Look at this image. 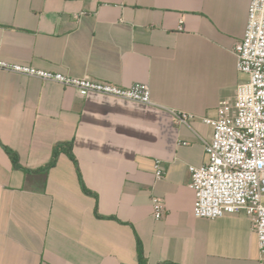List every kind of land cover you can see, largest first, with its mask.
I'll use <instances>...</instances> for the list:
<instances>
[{
    "label": "crops",
    "instance_id": "0c3cea01",
    "mask_svg": "<svg viewBox=\"0 0 264 264\" xmlns=\"http://www.w3.org/2000/svg\"><path fill=\"white\" fill-rule=\"evenodd\" d=\"M250 1L0 0L1 59L143 83L157 105L0 71V264H140L137 241L143 264L260 263L248 217L198 219L189 188L212 137L202 118L247 79L232 49ZM172 111L193 118L185 125ZM69 144L82 184L64 151L45 169Z\"/></svg>",
    "mask_w": 264,
    "mask_h": 264
},
{
    "label": "built area",
    "instance_id": "2783aa9c",
    "mask_svg": "<svg viewBox=\"0 0 264 264\" xmlns=\"http://www.w3.org/2000/svg\"><path fill=\"white\" fill-rule=\"evenodd\" d=\"M232 52L238 72L247 79L238 86L232 102L218 103L216 116L202 118L212 129V137L204 142L206 162L189 167V188L195 194L193 215L216 220L245 214L257 236L259 264H264V0L250 1L244 36ZM0 71L73 88L82 97L99 95L145 107L157 106L149 86L143 83L118 87L1 58ZM172 114L185 125L193 118L186 113ZM163 176L161 163L157 162L155 177L160 180ZM152 210L155 220L165 217L164 203L157 197L152 198Z\"/></svg>",
    "mask_w": 264,
    "mask_h": 264
},
{
    "label": "trees",
    "instance_id": "16d2710c",
    "mask_svg": "<svg viewBox=\"0 0 264 264\" xmlns=\"http://www.w3.org/2000/svg\"><path fill=\"white\" fill-rule=\"evenodd\" d=\"M71 148H72V147H71L70 144H69V145H66L64 148H63L62 146H57V147L54 149V151H53V156H52V159H51L50 163L45 167V169H49V168L53 167L54 164H55L56 158H57V156L59 155V153H60L61 151H64V152L67 154V156H68V157L73 161V163L75 164V167H76V170H77V174H78L79 180H80V182H81V184H82L81 176H80V173H79V171H78V167H77V162H76V160H75V158H74V156H73V154H72V151H71L72 149H71ZM9 154H10V153H9ZM10 155H11V158L13 159V161H14V163H15V162H16V161H15V157H14L12 154H10ZM82 188H83V190H84L86 193L91 194L90 192H88V191L84 188L83 185H82ZM137 250H138L139 262H140V264H143L142 251H141V244H140L139 241H137Z\"/></svg>",
    "mask_w": 264,
    "mask_h": 264
},
{
    "label": "rangeland",
    "instance_id": "374dc122",
    "mask_svg": "<svg viewBox=\"0 0 264 264\" xmlns=\"http://www.w3.org/2000/svg\"><path fill=\"white\" fill-rule=\"evenodd\" d=\"M263 203H264V198H263Z\"/></svg>",
    "mask_w": 264,
    "mask_h": 264
}]
</instances>
